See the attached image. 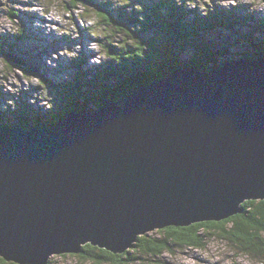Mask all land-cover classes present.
I'll list each match as a JSON object with an SVG mask.
<instances>
[{
	"label": "water",
	"instance_id": "95a60500",
	"mask_svg": "<svg viewBox=\"0 0 264 264\" xmlns=\"http://www.w3.org/2000/svg\"><path fill=\"white\" fill-rule=\"evenodd\" d=\"M29 114L27 129L0 124L6 262L49 264L88 244L125 254L139 237L264 200V57L179 68L44 127Z\"/></svg>",
	"mask_w": 264,
	"mask_h": 264
},
{
	"label": "trees",
	"instance_id": "16d2710c",
	"mask_svg": "<svg viewBox=\"0 0 264 264\" xmlns=\"http://www.w3.org/2000/svg\"><path fill=\"white\" fill-rule=\"evenodd\" d=\"M64 2L71 11L80 6L83 11L96 16L98 25L88 30L98 35L107 60L102 65L85 69L86 60L75 58L71 62L72 80H47L44 84L50 89L53 99L45 100L50 103L48 110L37 113L35 125L39 127L59 122L73 110L94 111L107 102L122 104L129 95L161 81L179 68L209 71L232 60L223 56V51L228 49L222 45L223 42L227 46H238V42L243 39L255 49V42L259 44V52L247 51L234 59L264 57V50L260 48L263 40L259 37L253 40L251 37H254V32L247 36L235 28L238 23L247 22L240 15L236 16L233 10L208 9L202 15L190 7L196 0ZM10 16L17 17V14L10 11ZM262 25L256 26V30ZM101 31L107 34L101 36ZM222 31L232 34L237 32L240 38L237 40L231 36V41L228 38L220 43V38L213 35ZM117 37L121 38L120 41L113 44ZM18 38H23V35L19 34ZM3 45L11 51L16 47L12 43ZM19 68L25 73L29 72L21 66ZM29 113V107L22 101L17 108L3 111L0 124L27 129L31 127L28 123ZM243 207V214L221 222L198 223L185 228L170 227L139 237L134 247L125 254L115 255L88 244L83 247L82 254L75 256L97 264H133L146 258L173 253L175 246L202 249L208 236L215 233L241 253L264 261V200L248 201ZM0 264L14 263L0 257ZM49 264H52L51 261Z\"/></svg>",
	"mask_w": 264,
	"mask_h": 264
},
{
	"label": "rangeland",
	"instance_id": "374dc122",
	"mask_svg": "<svg viewBox=\"0 0 264 264\" xmlns=\"http://www.w3.org/2000/svg\"><path fill=\"white\" fill-rule=\"evenodd\" d=\"M190 7L202 15L208 9L233 10L247 22L238 23L235 28L247 36L254 32L251 38L259 37L264 46V33L256 30V26L264 24V0H196ZM10 11L17 17H11ZM97 25L93 13L83 11L80 6L71 11L64 0H0V116L3 111L17 108L22 101L34 113L48 110L50 103L45 100L53 99V95L44 83L72 80L73 59L84 58L85 69L105 63L107 57L98 35L88 30ZM232 33L222 31L213 36L220 38V43L228 38L231 41V36L239 40V33ZM19 34L23 38H18ZM119 39H114L113 44ZM3 43L16 44V47L11 51ZM223 43L228 48L223 56L228 59L241 57L247 51L259 52L256 42V49L243 39L238 46ZM19 66L29 72L25 73ZM50 261L52 264H97L75 255H58ZM133 264H264V261L241 253L233 244L212 233L202 249L175 246L173 253Z\"/></svg>",
	"mask_w": 264,
	"mask_h": 264
}]
</instances>
